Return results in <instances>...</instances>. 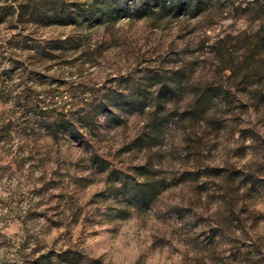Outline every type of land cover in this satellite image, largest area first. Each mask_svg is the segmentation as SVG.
I'll return each mask as SVG.
<instances>
[{"label":"rangeland","instance_id":"rangeland-1","mask_svg":"<svg viewBox=\"0 0 264 264\" xmlns=\"http://www.w3.org/2000/svg\"><path fill=\"white\" fill-rule=\"evenodd\" d=\"M13 4L0 5V49L7 46L16 52L5 57L11 65L2 73L5 82L23 69L30 82L38 87L55 85L48 90L58 91L68 83L64 71L71 75L70 69L87 55L61 40L65 31V40H72L77 25L17 15L16 8L29 5L15 0ZM78 6V0H71V8ZM24 24L43 32L35 36L22 30ZM197 31L196 26L187 32L177 28L171 35L161 30L144 37L143 45L135 43L140 36L119 41L101 38L97 49L112 63L121 64L129 60L135 64L138 51L154 53L141 58L145 65L154 63L159 58L155 52L161 49V63H172L169 56L187 50L209 49L219 58L227 40L220 35L223 30L215 33L219 39H214L211 28L207 37L196 35ZM149 42L152 48L146 47ZM25 59L35 66L28 69ZM205 64L208 73L197 85L202 103L195 109L185 107L180 121L172 119L166 129L156 113L146 117L140 110L110 127L89 129V137L83 132L79 137H53V147L37 150L35 155L30 152L20 163L15 157L5 163L0 151V264H225L238 260L248 240L229 236L230 228L239 231L250 221L252 230L264 231V212L248 204L264 197V89L251 87L264 85V76L253 80L248 73L240 75L243 67L233 70L215 67V61ZM93 68L96 83H89L90 88L108 87L123 79L105 75L99 64ZM150 84L145 81V89ZM38 99L40 104L53 105L40 110L61 126L83 124L78 115L81 109L63 105L55 96ZM69 116L72 119H66ZM33 168L40 170L39 176L33 177L29 171ZM5 179L15 183L12 192L3 188ZM143 188L152 191L146 195ZM29 224L46 240L21 252L28 249L30 240L39 239ZM221 249L228 255H222Z\"/></svg>","mask_w":264,"mask_h":264},{"label":"clouds","instance_id":"clouds-1","mask_svg":"<svg viewBox=\"0 0 264 264\" xmlns=\"http://www.w3.org/2000/svg\"><path fill=\"white\" fill-rule=\"evenodd\" d=\"M15 3L29 5L23 10L16 8L17 15L39 18L44 22L63 20L77 25L73 29L75 35L72 40H65L67 31L61 40L79 47L80 52L87 55L70 69L71 75L62 70L68 83L50 93L48 89L57 86L38 87L28 80L27 72L23 69H18L16 77L5 82L2 73L11 67L5 57L16 55V52L7 46L0 49V151L5 154V163L13 157L20 163L21 158L27 157L30 152L35 155L37 150L53 147V137H79L81 132L89 137V129L95 132L110 127L140 110H144L146 117L156 113L161 128L166 129L172 119L180 121L185 107L195 109L202 103L197 85L201 77L208 73L205 61L209 65L215 61L213 66L233 70L243 67L240 75L248 73L253 80L257 75L264 76V0H78L80 6L75 9L70 7L71 0H15ZM0 5L15 6L13 0H0ZM193 26L198 29L196 35L202 37H207L211 28L214 39H219L215 33L223 30L220 35L227 37V40L219 58L216 52L209 49L187 50L169 56L172 63H161L164 60L161 49L155 52L159 58L154 63L145 65L141 62L143 56H152L154 53L138 51L135 64L132 60L121 64L112 63L97 49L101 38L119 41L140 36L135 43L143 45L144 37L149 34L166 30L171 35L177 28L187 32ZM23 29L35 36L43 32L38 26L29 24H24ZM146 47L152 48V42L147 43ZM189 49H192V45H189ZM85 60L91 63L86 64ZM95 64L102 67L105 75L123 79L104 88L99 85L88 87L89 83H96L92 80ZM25 65L28 69L35 66L27 59ZM145 81L151 82L147 89ZM251 87L264 89V85L252 84ZM52 96L62 101L63 105L81 109L78 115L82 117L83 124L64 127L54 122V117L41 112L40 109L53 105L40 104L38 97L48 101ZM211 100L209 98L208 102L211 103ZM54 106L60 108L61 104ZM100 147L102 145L97 144V148ZM29 171L33 177L40 175V170L35 168ZM3 188L12 192L16 185L5 179ZM234 195L239 197V193ZM248 204L253 210L259 207L264 212V197L249 201ZM39 224L44 226L45 222L41 220ZM249 225L250 221H246L239 231L235 226L230 228L228 235L238 238L240 242L247 239L248 246L240 249L238 260H228L225 264H264V231L252 230ZM28 227L39 239L30 240L28 249H22L21 252L46 240L37 227L31 224ZM224 247L232 249L233 246L226 244ZM16 248H19V243ZM220 252L228 255L222 249Z\"/></svg>","mask_w":264,"mask_h":264},{"label":"trees","instance_id":"trees-1","mask_svg":"<svg viewBox=\"0 0 264 264\" xmlns=\"http://www.w3.org/2000/svg\"><path fill=\"white\" fill-rule=\"evenodd\" d=\"M40 103H42V102H40ZM151 191H152L151 189L146 190V189L143 188V192H145L146 195H148V193H150Z\"/></svg>","mask_w":264,"mask_h":264}]
</instances>
